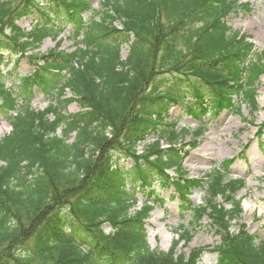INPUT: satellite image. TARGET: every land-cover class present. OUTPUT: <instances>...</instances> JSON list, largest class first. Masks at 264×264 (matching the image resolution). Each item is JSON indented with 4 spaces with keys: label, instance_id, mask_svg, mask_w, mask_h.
I'll return each instance as SVG.
<instances>
[{
    "label": "trees",
    "instance_id": "16d2710c",
    "mask_svg": "<svg viewBox=\"0 0 264 264\" xmlns=\"http://www.w3.org/2000/svg\"><path fill=\"white\" fill-rule=\"evenodd\" d=\"M43 2L48 9L38 7ZM235 7L231 0H99L96 10L91 0H0V64L3 54L29 59L36 68L23 85H51L53 95L36 110L0 82V117L10 126L0 139V264H198L204 248L175 253L191 241L184 229L169 252L149 249L152 208L144 202L130 212L135 183L147 195L154 185L181 196L203 187L204 205L193 215L215 227L216 263L264 264L263 240L242 225L231 232L242 214V182L225 183L218 172L205 186L186 180L187 132L166 121L169 103L195 118L234 110L232 97L256 110L251 83L264 72V54L253 55L247 37L227 25ZM32 9L39 18L25 33L16 23ZM63 11L76 30L74 50H58L59 40L48 54H34L60 35L54 26ZM72 103L78 111L68 114Z\"/></svg>",
    "mask_w": 264,
    "mask_h": 264
},
{
    "label": "rangeland",
    "instance_id": "374dc122",
    "mask_svg": "<svg viewBox=\"0 0 264 264\" xmlns=\"http://www.w3.org/2000/svg\"><path fill=\"white\" fill-rule=\"evenodd\" d=\"M235 1L238 7L226 18L227 25L233 32H239L249 37L250 42L254 44L253 55H263L264 0ZM91 2L94 8L98 9V0H91ZM40 6L48 9L50 5L44 2ZM61 15L64 17L62 18L63 23L54 26L56 31L62 30L56 41L62 40L59 50L70 53L74 50L71 37L76 34V30L73 33L72 24L67 23L65 11ZM38 18L37 13H33L32 16H24L19 21L18 26L25 31H29L32 25L36 24ZM56 41L52 37L45 39L40 48L33 51V53L48 54L54 49ZM126 52L127 48L123 47L121 49L123 60ZM29 55L30 52H27L24 57ZM18 57L22 59L14 61V59L3 54V63L0 65V82L4 83L7 88H14L15 94L19 96L22 102H29V106L32 108L43 110L50 103L53 96L51 89L48 88L51 85L43 87L45 91L34 85H31L28 89L25 88L22 79L29 75L36 66L29 59L20 55ZM13 58H16V55ZM249 85L248 83L245 84L246 87ZM251 85H253L251 88L255 89V99L258 104L255 111H252L248 103L239 99L240 114L231 111H220L219 115L209 117L210 112L199 111L198 115L200 117L198 120L190 116L181 106L171 104L168 121L176 122L179 130L188 129L189 134L196 132L197 126L201 122L205 125L203 134L196 139L195 149L188 146L193 141L189 139L190 135L184 140L187 146L183 150L185 157L182 166L185 172L191 179H200L205 177L211 167H221L225 180H242L244 188L237 193V199L242 200L241 219L232 223L231 232H236L239 225H244L249 234L255 236L258 240L264 241V131L262 140L259 141L256 138L258 126L264 123V73L254 80ZM69 97V95L66 96V98ZM234 99L235 97H232V100ZM77 111L78 108L75 103L70 104L66 109L68 114H75ZM2 119L4 118L0 117V134L2 133L0 139L10 131V127ZM228 161L229 164L227 165ZM129 166L130 162L127 161L125 168ZM135 180H137L136 177L131 179L133 183ZM134 186L138 187V183ZM134 191L132 194L136 196L138 203L133 210H136L140 208L141 202L146 200L147 194L143 191V194L140 195ZM158 195L159 202L157 203H154V199L151 197L148 198L153 203L150 217L145 223L146 240L149 248L167 252L177 239V231L184 229L190 232L191 241L187 246L180 243L175 253L187 255L193 249L205 248V253L202 255L199 264H216L217 255L213 248L219 244V237L208 218L205 216L200 220H196V217L186 210L189 206L181 204L172 189L159 191ZM187 198L191 206H201L203 204V193L200 189L190 192ZM133 210H131V213ZM104 230L108 232L109 227L105 225Z\"/></svg>",
    "mask_w": 264,
    "mask_h": 264
},
{
    "label": "bare ground",
    "instance_id": "6f19581e",
    "mask_svg": "<svg viewBox=\"0 0 264 264\" xmlns=\"http://www.w3.org/2000/svg\"><path fill=\"white\" fill-rule=\"evenodd\" d=\"M1 134H2V133H1ZM1 134H0V136H1ZM262 137H263V135H259V136H257L256 138H257V140L260 141V140H262ZM167 190H169V188H167ZM177 197L179 198V196H177ZM241 210H242V208H241ZM240 219H241V216H240ZM240 219H239V220H240ZM239 220H238V221H239ZM238 221H234V222H232V223H235V222H238Z\"/></svg>",
    "mask_w": 264,
    "mask_h": 264
}]
</instances>
